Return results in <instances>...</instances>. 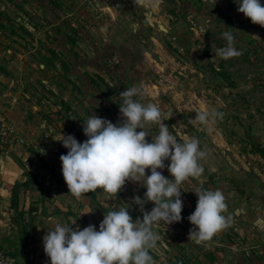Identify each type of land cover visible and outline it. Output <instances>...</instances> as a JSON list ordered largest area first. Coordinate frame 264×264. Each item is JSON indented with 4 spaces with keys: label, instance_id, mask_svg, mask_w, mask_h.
<instances>
[{
    "label": "rangeland",
    "instance_id": "obj_1",
    "mask_svg": "<svg viewBox=\"0 0 264 264\" xmlns=\"http://www.w3.org/2000/svg\"><path fill=\"white\" fill-rule=\"evenodd\" d=\"M225 31L237 37L243 54L211 63L213 52L226 46ZM42 62L56 83L41 79ZM21 65L33 72L29 80ZM133 86L141 90L134 99L162 108L172 135L181 142L196 138L206 152L203 174L179 186L181 221L153 229L160 236L150 250L155 264H264V27L240 13L237 0H159L154 8L134 0H0V92L14 98L0 99V107L15 103L21 119H41L37 137L4 112L11 129L0 141L28 151L26 160L15 154L33 181L25 187L26 206L20 204L28 221L50 214L51 229L95 225L99 231L105 214L121 207L133 220L143 218L133 198L144 199L146 187L127 181L115 196L98 188L77 200L60 160L69 151L60 137L85 142L83 121L92 115L122 122L120 93ZM212 108L223 119L192 120ZM144 130L151 142L159 125ZM41 170L55 176L54 187L46 186ZM158 171L173 179L167 167ZM207 189L225 195L231 226L197 244L189 240L188 217L197 206L195 192ZM154 207L149 201L144 210Z\"/></svg>",
    "mask_w": 264,
    "mask_h": 264
},
{
    "label": "clouds",
    "instance_id": "obj_2",
    "mask_svg": "<svg viewBox=\"0 0 264 264\" xmlns=\"http://www.w3.org/2000/svg\"><path fill=\"white\" fill-rule=\"evenodd\" d=\"M159 0H134L144 7H155ZM238 11L250 18L253 24L264 27V5L260 0H237ZM226 46L217 49L211 63L219 59H232L243 54L235 47L237 37L225 31ZM257 37V36H255ZM141 90L133 86L120 93L122 122L113 124L92 115L83 121L87 140L77 141L73 135H62L63 146L69 151L61 155L62 175L69 192L77 200L83 194L98 188L115 196L127 181L146 187L144 199L139 196L133 202L140 205L143 218L133 220L129 208L121 207L105 214L99 225L83 230L57 224L43 236V246L51 264H155L150 250L160 236L153 229L161 221L168 225L180 222L183 209L180 185L189 177L199 178L204 168L200 161L206 152L200 149L196 138L179 141L164 123L165 113L158 103L143 104L134 97ZM172 116V115H171ZM224 113L215 108L196 112L194 122L208 124L209 119H223ZM158 124L159 133L152 137L144 130L146 125ZM140 129V131H138ZM170 161V164H165ZM167 167L173 179L165 177L158 169ZM151 174L147 175L146 170ZM198 196L195 211L188 217L194 226L189 240L197 244L211 241L214 236L231 226L226 197L220 189L195 192ZM155 207L144 210L147 202Z\"/></svg>",
    "mask_w": 264,
    "mask_h": 264
},
{
    "label": "crops",
    "instance_id": "obj_3",
    "mask_svg": "<svg viewBox=\"0 0 264 264\" xmlns=\"http://www.w3.org/2000/svg\"><path fill=\"white\" fill-rule=\"evenodd\" d=\"M55 47H57V45H55ZM20 54L22 56L25 55L24 53H20ZM17 59L19 58H14V61H17ZM23 59H26V58H23ZM20 60L21 59H19V61ZM18 64H20V62H18ZM40 65L44 66V68L40 71V73H42L43 75L41 79L46 82L48 81L50 82L51 80L52 82L56 83L58 81L57 80L58 76H55V78H53V75L48 76V74L51 75L52 72L48 71L47 63L42 62ZM22 68H23V71L25 70L26 73H28L25 75V78L26 80H29L30 75L33 76V72L30 70L28 66H22ZM23 71L22 72L20 71L21 74H20L19 79H23L21 76L24 73ZM40 73L38 75H40ZM54 73L57 74V71L55 70ZM50 84L52 83L50 82ZM26 95L30 97L29 94H26ZM0 99L10 100V97L6 96V94L1 91ZM13 99L14 98L11 97L10 102H12ZM0 105H2L1 101H0ZM0 108H1V111L3 113L5 112V114L9 116L10 119L14 121L17 120L16 122H22L20 123L22 125V128H29L30 130L29 134H33V135L37 134V137L40 136L41 133L37 131L39 130V128H38L36 121L41 123V119L38 120V116H34L32 120L21 119L23 114L21 111L18 110L19 108L15 105V103H12L11 106L7 105V106H3ZM60 138L62 139V136ZM18 146H19L18 144L12 143L11 145L8 144L5 147H0V235H1V240L3 241V245L8 250V252L12 256H14L20 264H51L50 258L46 255L44 251L43 236L47 234L48 229H51V227L49 226L50 225L49 222H52L53 217L50 214L42 215L41 213L37 214L34 217L33 219V222H34L33 231L34 232H33V236L29 240V245L27 247H24L21 245L19 230L17 228V225L13 223L12 221V216L14 214V209L12 208L13 185L18 180L24 181L27 179V175L25 174V169L19 163L18 159L15 158V154L18 155V157H20L22 160H26L29 158L28 151H25L24 149H19ZM41 176L43 177V179L45 178V180L47 181L46 186L50 185L54 187L57 184L54 180L55 176L51 172L49 173L48 170H45V171L41 170L40 177ZM28 194H29V189L25 190V188H23L21 190L20 192L21 206L25 205L26 198L29 197ZM27 220H29V218H27Z\"/></svg>",
    "mask_w": 264,
    "mask_h": 264
},
{
    "label": "trees",
    "instance_id": "obj_4",
    "mask_svg": "<svg viewBox=\"0 0 264 264\" xmlns=\"http://www.w3.org/2000/svg\"><path fill=\"white\" fill-rule=\"evenodd\" d=\"M31 182H33L31 178L27 177L24 181H16L12 188V208L14 209L12 221L17 225L20 233V242L24 247L29 245V240L33 236L34 223H30L27 220L25 216V209L20 208V192L23 188L29 187L28 185Z\"/></svg>",
    "mask_w": 264,
    "mask_h": 264
},
{
    "label": "built area",
    "instance_id": "obj_5",
    "mask_svg": "<svg viewBox=\"0 0 264 264\" xmlns=\"http://www.w3.org/2000/svg\"><path fill=\"white\" fill-rule=\"evenodd\" d=\"M7 117L0 110V141H5L7 133L11 129ZM0 264H20L14 256H12L3 245L0 235Z\"/></svg>",
    "mask_w": 264,
    "mask_h": 264
}]
</instances>
